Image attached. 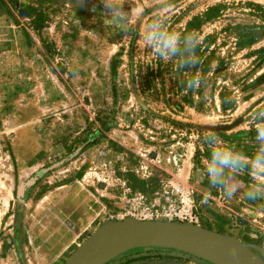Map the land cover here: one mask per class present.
I'll list each match as a JSON object with an SVG mask.
<instances>
[{
    "label": "rangeland",
    "instance_id": "1",
    "mask_svg": "<svg viewBox=\"0 0 264 264\" xmlns=\"http://www.w3.org/2000/svg\"><path fill=\"white\" fill-rule=\"evenodd\" d=\"M0 2V264H66L95 234L193 194L203 228L233 236L264 259V201L209 191L197 173L208 125L252 150L248 113L264 104V0H169V25L196 31L200 63L186 90L140 31L113 26L100 0ZM139 0H124L135 9ZM152 9H148L150 13ZM38 14L43 27L29 23ZM19 20V23L18 21ZM28 33L27 40L25 33ZM104 264H214L164 246L128 249Z\"/></svg>",
    "mask_w": 264,
    "mask_h": 264
},
{
    "label": "clouds",
    "instance_id": "2",
    "mask_svg": "<svg viewBox=\"0 0 264 264\" xmlns=\"http://www.w3.org/2000/svg\"><path fill=\"white\" fill-rule=\"evenodd\" d=\"M86 0H78L84 6ZM102 11L121 32H128L137 21L147 17L140 31L144 47L150 49L157 58L171 63L175 71L182 75V86L186 90H196L201 86L198 75H188L200 63L197 49L201 38L194 30L183 33L171 29L169 25V0H139L135 9L125 8L124 0H100ZM148 9H152L149 13ZM254 132L252 150L242 151L235 144L226 143L208 125L202 142L208 150V158L203 169L197 173L201 183L206 180L209 191L202 193L201 203H207L212 189L231 200L241 191L237 177L246 175L249 179L243 190L244 199L252 202L264 201V104L257 105L248 113Z\"/></svg>",
    "mask_w": 264,
    "mask_h": 264
},
{
    "label": "water",
    "instance_id": "3",
    "mask_svg": "<svg viewBox=\"0 0 264 264\" xmlns=\"http://www.w3.org/2000/svg\"><path fill=\"white\" fill-rule=\"evenodd\" d=\"M138 246L171 247L214 264H264L262 257L233 236L187 223L135 219L100 229L66 264H99L115 251Z\"/></svg>",
    "mask_w": 264,
    "mask_h": 264
},
{
    "label": "built area",
    "instance_id": "4",
    "mask_svg": "<svg viewBox=\"0 0 264 264\" xmlns=\"http://www.w3.org/2000/svg\"><path fill=\"white\" fill-rule=\"evenodd\" d=\"M175 203L160 210L149 211L142 214L144 219L187 223L201 226L203 218L197 210L195 198L192 193L177 186L174 188Z\"/></svg>",
    "mask_w": 264,
    "mask_h": 264
},
{
    "label": "trees",
    "instance_id": "5",
    "mask_svg": "<svg viewBox=\"0 0 264 264\" xmlns=\"http://www.w3.org/2000/svg\"><path fill=\"white\" fill-rule=\"evenodd\" d=\"M2 6L5 9V12L9 15V16H13V10L15 9L19 16L22 18L24 16L28 15V11L31 10V6H27L24 4H21L20 2H18V0H0ZM19 23V20H17ZM29 23L32 24V27L36 30L39 31L40 28L43 27V19L42 17H40L38 14H36V16H34L31 20H29ZM25 36L27 38V40H29V35L26 32Z\"/></svg>",
    "mask_w": 264,
    "mask_h": 264
},
{
    "label": "bare ground",
    "instance_id": "6",
    "mask_svg": "<svg viewBox=\"0 0 264 264\" xmlns=\"http://www.w3.org/2000/svg\"><path fill=\"white\" fill-rule=\"evenodd\" d=\"M123 252H124V251H123ZM121 253H122V251H115V252H113V253L107 255L106 257H104V258L99 262V264H104V263H106L107 261L111 260L112 258L118 256V255L121 254Z\"/></svg>",
    "mask_w": 264,
    "mask_h": 264
},
{
    "label": "crops",
    "instance_id": "7",
    "mask_svg": "<svg viewBox=\"0 0 264 264\" xmlns=\"http://www.w3.org/2000/svg\"><path fill=\"white\" fill-rule=\"evenodd\" d=\"M4 61H6V60H4L3 59V54L0 52V75H1V72L3 71V69H4Z\"/></svg>",
    "mask_w": 264,
    "mask_h": 264
}]
</instances>
